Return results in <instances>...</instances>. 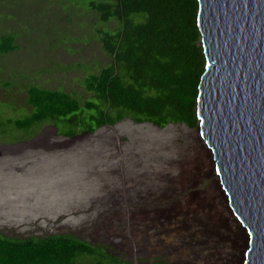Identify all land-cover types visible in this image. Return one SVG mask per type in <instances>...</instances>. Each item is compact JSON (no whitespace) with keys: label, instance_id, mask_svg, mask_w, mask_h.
Wrapping results in <instances>:
<instances>
[{"label":"rangeland","instance_id":"rangeland-1","mask_svg":"<svg viewBox=\"0 0 264 264\" xmlns=\"http://www.w3.org/2000/svg\"><path fill=\"white\" fill-rule=\"evenodd\" d=\"M92 1L0 0V35H16V48L0 53V232L21 238L69 234L93 244H113L118 255L144 264L149 252L140 253L139 246L148 238L154 244L148 243L150 251L160 248L156 226L163 213L180 220L181 234L192 235L191 216L199 212L209 215L206 228L211 227L210 235H219V245L195 250V262L226 264V238L223 242L219 238L226 235L231 217L220 188L215 189L218 196L213 191L217 178L212 166L203 174L194 164L202 144L197 125L160 128L128 117L72 138L57 135L54 121L29 129L15 126V120L33 112L27 103L31 86L92 99L85 77L111 63L98 31L119 26L116 20L101 21L91 9ZM160 200L170 202L162 212L155 210L156 205H145ZM216 208L220 215L213 211ZM191 235L187 240L192 247L186 252L194 246ZM163 238L174 244L175 256H181L183 243L167 234ZM216 248L219 261L214 259ZM243 250L241 239L231 264L240 263Z\"/></svg>","mask_w":264,"mask_h":264},{"label":"trees","instance_id":"trees-1","mask_svg":"<svg viewBox=\"0 0 264 264\" xmlns=\"http://www.w3.org/2000/svg\"><path fill=\"white\" fill-rule=\"evenodd\" d=\"M91 9L101 21L119 23L113 31H98L111 63L85 77L92 99L31 86L27 103L33 112L15 120V126L29 129L54 121L59 126L57 135L71 138L83 132L93 134L128 117L160 128L195 127L206 69L199 1L94 0ZM15 44V34L0 35L1 54L13 51ZM113 248L69 234L21 238L0 232V264H135Z\"/></svg>","mask_w":264,"mask_h":264},{"label":"water","instance_id":"water-1","mask_svg":"<svg viewBox=\"0 0 264 264\" xmlns=\"http://www.w3.org/2000/svg\"><path fill=\"white\" fill-rule=\"evenodd\" d=\"M198 1V133L245 236L240 264H264V0Z\"/></svg>","mask_w":264,"mask_h":264},{"label":"bare ground","instance_id":"bare-ground-1","mask_svg":"<svg viewBox=\"0 0 264 264\" xmlns=\"http://www.w3.org/2000/svg\"><path fill=\"white\" fill-rule=\"evenodd\" d=\"M158 128V127H157ZM166 130V129H165ZM199 140H201L202 141V144L200 145V146H198V150H197V158H196V160L194 161V164H195V166H196V168L201 172V173H203V174H205V173H207V172H209V169L211 168V166H212V169H213V171H215V168H214V161L212 160V156H211V152H210V150L207 148V146H206V144L204 143V141H203V139L201 138V136L199 135ZM200 143V142H199ZM108 150V149H107ZM108 155V154H107ZM107 155H105L106 157H107ZM106 165V164H105ZM105 165H104V167H105ZM102 166V165H101ZM96 169V168H95ZM195 169V168H194ZM112 174V173H111ZM108 177V176H107ZM216 178H217V182H216V187L214 188L213 187V191H214V193L215 194H217V196L219 195V190H220V193L222 192V194H221V196L223 195V197H224V193H223V190L221 189V185H220V180H219V178H218V176H216ZM148 181V180H147ZM105 185V184H104ZM218 188H220L219 190H218V192L217 191H215V189L217 190ZM78 197V196H77ZM226 197V196H225ZM224 197V205H225V207L227 208V210H228V213H229V215H230V217H231V225L229 224H225V227H226V235H223V238H222V236L220 235V237L221 238H219L222 242L225 240V238H226V241H225V243H227V244H225L226 245V247H225V253H226V255H227V257H228V261H227V263L226 264H231V263H233V262H235V258H236V256H237V251H239L240 250V246H241V239L244 241V250H245V236H244V234H243V232H242V230L239 228V224H238V220H237V218L233 215V212H232V210H231V208L229 207L228 208V206L226 205V198ZM83 199V198H82ZM86 199V198H85ZM88 200V199H87ZM94 202H95V200H93ZM99 201V200H98ZM90 202V201H89ZM93 202V203H94ZM78 203V202H77ZM123 203H124V205H125V201H123ZM122 203V204H123ZM135 203H137L139 206L142 204L141 202H135ZM144 203V202H143ZM169 203L170 202H168V201H162V200H160V201H155V202H153V201H149V202H145V205H146V207H149V208H151V207H153V206H155L156 205V208H155V210H158L157 212L159 213V211L160 212H162V210L164 209V207L165 206H167V205H169ZM98 204L99 205H101V206H104V208L103 209H111V206H108V205H106L104 202H98ZM98 206V205H97ZM99 207V206H98ZM142 207H144V206H142ZM170 207V206H169ZM168 207V208H169ZM81 208V207H80ZM135 208V207H134ZM79 209V208H78ZM77 209V210H78ZM144 209H145V207H144ZM85 210V209H84ZM99 210V209H98ZM141 210H143V208H141ZM218 210V208H216V209H214L213 211L215 212V213H218L219 215H220V213H219V210ZM86 211V210H85ZM102 211V210H101ZM100 211V212H101ZM111 211V210H110ZM164 211V210H163ZM86 212H88V211H86ZM181 212V214H183V212L182 211H180ZM97 213V212H96ZM168 213V212H167ZM186 213V212H185ZM169 214V213H168ZM202 214V213H201ZM97 215V214H96ZM161 215V214H160ZM166 215V216H165ZM165 215H164V213H163V215H162V220L160 221V218H158V222H159V224H160V226L159 227H157L156 226V229H157V231H156V233H157V235H158V239H157V242H158V244L157 245H160L159 247L161 248L162 247V249H160V248H156V250H152V251H150L149 250V248H148V243L150 244V246H153L154 244L152 243L151 244V242L148 240V238H146V241H145V245H140L139 247H140V249H139V252L141 253V252H143V253H146V252H149V256H146V258H144V262H142V263H146V264H179V260H180V256H175V252H174V244L173 245H170V243H167L165 240H164V238H163V235L164 234H167V236H171V237H174V240L175 239H179V242H182L183 243V245H184V241H185V238H186V233H184V232H182V234L180 233L181 231H180V227H179V224H180V220L177 218V220H174L173 219V217L169 214V215H167L166 213H165ZM98 217V216H97ZM166 218V220H164ZM191 218L193 219V230H194V232H193V234L191 235V236H193V242H194V246H193V252L196 250V251H198V250H202V248L203 249H213L212 247H213V245L215 246V247H217V245H219V244H217L218 243V241H217V235L218 234H216L215 233V235L212 233V235H210V233H211V227H209L208 229L206 228L207 227V224H208V222H207V219L209 218V215H207V216H204V217H202L201 215H199V212H198V214H197V212H196V214H195V216H191ZM98 219V218H97ZM102 220V219H101ZM84 221V220H83ZM92 221V220H91ZM185 224H186V228L188 229V223L187 222H185ZM167 225H169V226H167ZM198 226H200L201 227V230L200 229H198L199 227ZM231 226V227H230ZM196 227H198V228H196ZM183 229H185V228H183ZM148 230L149 229H147L146 228V230L144 231V233L145 234H148L149 232H148ZM175 232H176V234H175ZM191 233V232H190ZM203 237L205 238V240L203 241L202 239H203ZM218 237H219V235H218ZM190 238V237H189ZM191 239H192V237H191ZM176 241V240H175ZM211 244H212V246H211ZM113 245V244H112ZM188 246L191 248L192 247V244L191 243H188ZM243 250V251H244ZM216 255H215V257H214V259L216 260V261H219V257H217L218 255H219V253H218V249L216 248ZM242 251V252H243ZM137 252V251H136ZM202 252V251H201ZM204 252V251H203ZM152 253H155L154 254V256L152 257ZM198 253V252H197ZM121 254V253H120ZM196 255V254H195ZM198 255V254H197ZM143 256V255H142ZM200 256V255H199ZM154 257H157L156 259H154ZM175 257H177V258H175ZM241 257V256H240ZM239 257V258H240ZM135 258V257H134ZM137 260H138V258H137ZM131 261V260H130ZM136 262V261H135ZM239 262V261H238ZM214 264H216V263H214ZM224 264V263H223ZM240 264V263H239Z\"/></svg>","mask_w":264,"mask_h":264},{"label":"flooded vegetation","instance_id":"flooded-vegetation-1","mask_svg":"<svg viewBox=\"0 0 264 264\" xmlns=\"http://www.w3.org/2000/svg\"><path fill=\"white\" fill-rule=\"evenodd\" d=\"M190 229V227H188V230ZM190 237V234L186 233V238H185V241H184V246L185 247L184 249H182V253H181V256H180V260L179 262H195L194 260V257L198 258L197 256H195L194 252L189 249L190 251L186 252V247L188 246V243L190 242V240L188 241L187 238ZM189 248V246H188ZM200 257V256H199ZM185 264V263H183Z\"/></svg>","mask_w":264,"mask_h":264},{"label":"clouds","instance_id":"clouds-1","mask_svg":"<svg viewBox=\"0 0 264 264\" xmlns=\"http://www.w3.org/2000/svg\"><path fill=\"white\" fill-rule=\"evenodd\" d=\"M204 49V48H203ZM206 56V55H205ZM199 90H200V87H199ZM200 93V92H199ZM199 98V97H198ZM197 107H198V105H197Z\"/></svg>","mask_w":264,"mask_h":264}]
</instances>
